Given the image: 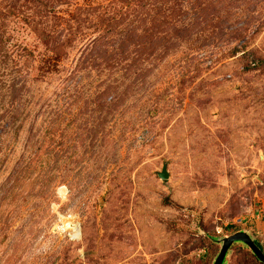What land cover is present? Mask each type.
<instances>
[{
	"label": "rangeland",
	"instance_id": "obj_1",
	"mask_svg": "<svg viewBox=\"0 0 264 264\" xmlns=\"http://www.w3.org/2000/svg\"><path fill=\"white\" fill-rule=\"evenodd\" d=\"M239 233L264 252V0H0V264H215Z\"/></svg>",
	"mask_w": 264,
	"mask_h": 264
},
{
	"label": "water",
	"instance_id": "obj_2",
	"mask_svg": "<svg viewBox=\"0 0 264 264\" xmlns=\"http://www.w3.org/2000/svg\"><path fill=\"white\" fill-rule=\"evenodd\" d=\"M160 176L162 179H165V180L169 178V174L166 169L164 170L163 174H161ZM237 242H241L247 245L251 249V251L254 253V255L257 257V259L264 264V252L256 244V242L252 240V238L246 233H239L230 239H226L224 242V247L222 249V252L215 264H224L225 258L230 248Z\"/></svg>",
	"mask_w": 264,
	"mask_h": 264
},
{
	"label": "bare ground",
	"instance_id": "obj_3",
	"mask_svg": "<svg viewBox=\"0 0 264 264\" xmlns=\"http://www.w3.org/2000/svg\"><path fill=\"white\" fill-rule=\"evenodd\" d=\"M73 222V221H72ZM68 224V223H67ZM68 227V229H69V227H70V230H72V229H74L75 228V224L74 223H70V224H68L67 225ZM66 230V229H65Z\"/></svg>",
	"mask_w": 264,
	"mask_h": 264
},
{
	"label": "trees",
	"instance_id": "obj_4",
	"mask_svg": "<svg viewBox=\"0 0 264 264\" xmlns=\"http://www.w3.org/2000/svg\"><path fill=\"white\" fill-rule=\"evenodd\" d=\"M260 246V245H259Z\"/></svg>",
	"mask_w": 264,
	"mask_h": 264
}]
</instances>
